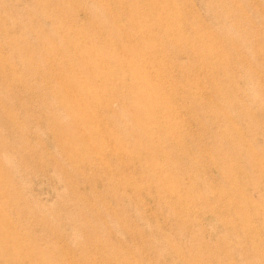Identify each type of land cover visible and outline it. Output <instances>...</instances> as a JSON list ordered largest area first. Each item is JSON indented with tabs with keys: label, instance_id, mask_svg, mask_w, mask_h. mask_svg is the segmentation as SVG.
Listing matches in <instances>:
<instances>
[{
	"label": "rangeland",
	"instance_id": "1",
	"mask_svg": "<svg viewBox=\"0 0 264 264\" xmlns=\"http://www.w3.org/2000/svg\"><path fill=\"white\" fill-rule=\"evenodd\" d=\"M0 264H264V0H0Z\"/></svg>",
	"mask_w": 264,
	"mask_h": 264
}]
</instances>
